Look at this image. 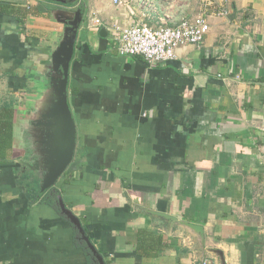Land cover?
Wrapping results in <instances>:
<instances>
[{
  "label": "crops",
  "instance_id": "crops-1",
  "mask_svg": "<svg viewBox=\"0 0 264 264\" xmlns=\"http://www.w3.org/2000/svg\"><path fill=\"white\" fill-rule=\"evenodd\" d=\"M39 1L0 0L14 149L32 139L63 34ZM78 4L67 87L76 149L51 189L95 253L60 205L29 206L15 159L0 163V264H264V0H230L227 18L207 17L200 44L158 65L121 56L113 28L173 26L198 15V0ZM150 212L201 226L204 248Z\"/></svg>",
  "mask_w": 264,
  "mask_h": 264
},
{
  "label": "water",
  "instance_id": "water-1",
  "mask_svg": "<svg viewBox=\"0 0 264 264\" xmlns=\"http://www.w3.org/2000/svg\"><path fill=\"white\" fill-rule=\"evenodd\" d=\"M79 2L80 0H40L37 5L41 12L49 14L51 19L63 26L62 38L56 49L49 56V62L46 65L51 70L49 80L51 86L47 91L48 94L38 102L36 106L37 113L32 117L33 119L30 123V126L36 128L33 132L38 133L37 136L34 135L33 137L35 138L36 151L40 156V161H37L35 166L30 167V169L42 174L41 192H45L57 184L59 178L72 163L76 149L77 130L68 104L67 87L75 42L85 18V10L83 11L79 6ZM105 33V29H101L99 36L105 37ZM33 132L31 131L30 135ZM16 134L19 135L20 131L17 130ZM16 161L20 162V160ZM59 205L62 213L77 228L82 239L87 243L91 251L95 253L85 237L80 222L64 207L61 198H59ZM150 213L156 217L168 220L169 223L174 222L176 226L186 230L194 237L200 248H204V235L201 226L178 221L176 218L166 214Z\"/></svg>",
  "mask_w": 264,
  "mask_h": 264
},
{
  "label": "built area",
  "instance_id": "built-area-1",
  "mask_svg": "<svg viewBox=\"0 0 264 264\" xmlns=\"http://www.w3.org/2000/svg\"><path fill=\"white\" fill-rule=\"evenodd\" d=\"M123 4V0H113ZM198 15L183 18L177 24L163 23L153 28L144 23L120 29L114 27V35L121 56H140L148 65H158L175 60V49L180 46L200 44L210 30L207 17L227 18L230 0H198ZM99 25V20L94 21Z\"/></svg>",
  "mask_w": 264,
  "mask_h": 264
},
{
  "label": "trees",
  "instance_id": "trees-1",
  "mask_svg": "<svg viewBox=\"0 0 264 264\" xmlns=\"http://www.w3.org/2000/svg\"><path fill=\"white\" fill-rule=\"evenodd\" d=\"M15 111L13 107L0 99V163L6 164L13 160V122ZM17 183L25 191V198L29 206L37 203H46L59 208L58 198L61 195L57 189H49L41 192V173L38 171L26 170L18 172ZM78 244L85 245L80 242Z\"/></svg>",
  "mask_w": 264,
  "mask_h": 264
},
{
  "label": "flooded vegetation",
  "instance_id": "flooded-vegetation-1",
  "mask_svg": "<svg viewBox=\"0 0 264 264\" xmlns=\"http://www.w3.org/2000/svg\"><path fill=\"white\" fill-rule=\"evenodd\" d=\"M39 129V128H37ZM36 128L34 129V131ZM37 132H33L32 139L28 143V138L25 137L21 140V142L17 143V149H13L12 157L13 160L18 159L21 160L22 164H20V168L17 171L24 172L26 170H31L30 167L35 166L37 161H40V156L36 151V145H34L35 138L34 135L37 136ZM37 139V138H36ZM30 165V166H29Z\"/></svg>",
  "mask_w": 264,
  "mask_h": 264
},
{
  "label": "rangeland",
  "instance_id": "rangeland-1",
  "mask_svg": "<svg viewBox=\"0 0 264 264\" xmlns=\"http://www.w3.org/2000/svg\"><path fill=\"white\" fill-rule=\"evenodd\" d=\"M17 149V148H16Z\"/></svg>",
  "mask_w": 264,
  "mask_h": 264
}]
</instances>
